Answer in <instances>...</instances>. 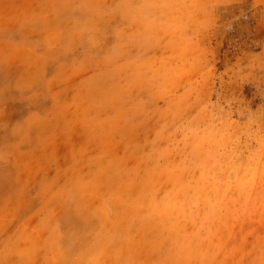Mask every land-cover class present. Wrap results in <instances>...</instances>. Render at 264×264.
Listing matches in <instances>:
<instances>
[{
  "label": "rangeland",
  "instance_id": "1",
  "mask_svg": "<svg viewBox=\"0 0 264 264\" xmlns=\"http://www.w3.org/2000/svg\"><path fill=\"white\" fill-rule=\"evenodd\" d=\"M0 264H264V0H0Z\"/></svg>",
  "mask_w": 264,
  "mask_h": 264
}]
</instances>
